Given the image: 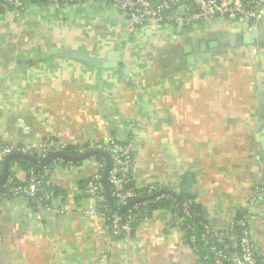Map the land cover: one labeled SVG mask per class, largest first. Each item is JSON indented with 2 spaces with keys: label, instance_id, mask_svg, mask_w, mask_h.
<instances>
[{
  "label": "crops",
  "instance_id": "obj_1",
  "mask_svg": "<svg viewBox=\"0 0 264 264\" xmlns=\"http://www.w3.org/2000/svg\"><path fill=\"white\" fill-rule=\"evenodd\" d=\"M250 34L222 20L192 34L178 25L131 31L103 0L26 10L0 3V139L54 137L71 150L130 141L135 187L191 194L214 228L248 213L264 264V12L254 42L239 39ZM53 49L115 66L94 68ZM97 172L93 159L57 166L50 184L65 200L42 220L23 202H4L0 264H198L168 210L120 239L86 216L82 189Z\"/></svg>",
  "mask_w": 264,
  "mask_h": 264
},
{
  "label": "built area",
  "instance_id": "obj_2",
  "mask_svg": "<svg viewBox=\"0 0 264 264\" xmlns=\"http://www.w3.org/2000/svg\"><path fill=\"white\" fill-rule=\"evenodd\" d=\"M53 6L76 7L81 3L97 0H44ZM114 8L127 22L129 30L146 25L173 26L187 33H194L198 27H210L214 22L226 21L234 27L243 28L245 33L257 32L259 21L264 12V0H103ZM6 8L26 10L32 5L31 0H0ZM51 148L66 152L69 148L62 140L48 137L41 140L5 143L0 139V176L4 171L5 160L8 156L29 155L44 158ZM72 156H82L89 152L99 151L109 155L111 168L107 182L104 183V170L107 160L98 162V172L91 176L82 189V196L86 206L84 213L88 217H97L109 229L115 239L129 235L133 228L148 218L145 206L171 196H179L178 189L152 185L144 188L143 195L140 188L131 185L133 174L134 146L130 141L110 138L108 143L89 141L72 149ZM70 155V154H69ZM86 159V160H87ZM255 161L260 156L255 155ZM65 160L56 159L51 165L42 166L40 176L32 179V169L27 172L23 181L20 174L23 172L19 165L8 168L5 180L0 184V211L4 202H23L33 210L38 219H43L52 210L60 209L65 195H55L52 190L46 189L50 184L53 171ZM69 164H72V162ZM263 189L257 187L253 201L260 198ZM167 194V195H166ZM107 196L116 201L115 211L107 200ZM144 199V200H142ZM178 208V206H177ZM170 212L169 223L180 229L190 231L188 242L198 256V264H261L256 256V246L250 230L249 214L233 217L225 228H214L200 223L203 232L200 242L211 255L212 262L207 255L199 256L196 247L197 237L194 228L185 223L184 219H191V206L185 202ZM124 209V211H121ZM143 214V216H142Z\"/></svg>",
  "mask_w": 264,
  "mask_h": 264
},
{
  "label": "trees",
  "instance_id": "obj_3",
  "mask_svg": "<svg viewBox=\"0 0 264 264\" xmlns=\"http://www.w3.org/2000/svg\"><path fill=\"white\" fill-rule=\"evenodd\" d=\"M31 2L35 3V4L47 3V1H44V0H31ZM66 153L70 154V155L74 154L70 148H68L66 150ZM93 158L95 160H97L98 162H100L101 160L104 159V156L100 155V154H96ZM81 162H83V161H74L72 163L73 164H80ZM64 163H69V162L64 161ZM51 164L52 163L50 162V165ZM12 165H19V167L24 172H28L29 170L32 169V173H33L32 179L34 178V176H36V177L40 176L43 172V168L34 164L30 160L23 159V158H13L10 162V166H12ZM86 182L87 181H85L84 187L86 186ZM131 185H133V183H131ZM46 189L54 191L55 195H57V196L60 194H64L63 192L59 191L58 188L52 186V184H49V186H47ZM139 192L142 193L143 195H146V193H144V189H141ZM107 200L111 204L108 196H107ZM142 200H144V199H142ZM112 202L114 205H116V201H114L112 199ZM185 202L189 203L191 206L192 218L191 219H184V221L186 224H188L194 228V233H195V236L197 237V240H198L196 243V247L198 249L199 256L200 255L201 256L207 255L209 258V261L212 262L213 260L211 258V255L207 253L206 249L203 247V244L200 242V237H201V234L203 232V228L200 226V223L208 224V225H209V223L201 215V211L199 209V206L197 204H195L194 199H193L191 194L180 193L179 196H177V197L171 196V199L164 198V199H161L159 201L149 203L145 206L146 214H148L147 216L150 217L153 213H155L157 211L174 210V208L176 209L177 206H178L177 210L179 211V206ZM244 214H240V215H238V217H241ZM142 216H143V214H142ZM183 231H184L185 237L188 240L190 234H192V233L190 231H186L185 229H183Z\"/></svg>",
  "mask_w": 264,
  "mask_h": 264
},
{
  "label": "water",
  "instance_id": "obj_4",
  "mask_svg": "<svg viewBox=\"0 0 264 264\" xmlns=\"http://www.w3.org/2000/svg\"><path fill=\"white\" fill-rule=\"evenodd\" d=\"M256 37H257V32H253L250 35L241 36V37H239V39H241L245 42L247 41L250 43V42H254ZM51 53H55V54L58 53L62 57L81 60L84 63H87L90 66H92L94 68H98V69H104V68L115 66V64H113V63L104 62L103 60H101L99 58L93 57V56H91L85 52H81V51L66 50V49H62V50L53 49L51 51ZM96 154L103 155L107 160V164H106V167L104 170V183H105L107 189H109L108 182H107V176H108V172L111 168V160H110V157L108 154H106L104 152L93 151V152H89V153L82 155V156H72V155L67 154L66 152L59 151L55 148H51L48 151L47 155L41 159L33 157V156H29V155L14 154V155L8 156L5 160L4 171H3L2 175L0 176V184L5 180L6 175L8 173L9 164L13 158L27 159V160H30L31 162H33L34 164L38 165L39 167H42V166H44V165H46V164H48L51 161L56 160V159H62L65 161H70V162L84 161L87 158L95 156ZM109 200L111 202L112 208L115 211H118V208L114 206L112 199L110 197H109ZM121 211H124V209H122Z\"/></svg>",
  "mask_w": 264,
  "mask_h": 264
}]
</instances>
